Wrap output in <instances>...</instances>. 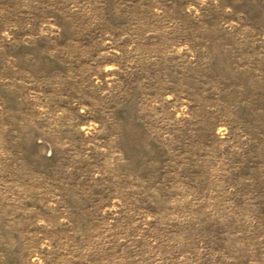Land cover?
<instances>
[{
    "label": "rangeland",
    "instance_id": "1",
    "mask_svg": "<svg viewBox=\"0 0 264 264\" xmlns=\"http://www.w3.org/2000/svg\"><path fill=\"white\" fill-rule=\"evenodd\" d=\"M0 264H264V0H0Z\"/></svg>",
    "mask_w": 264,
    "mask_h": 264
}]
</instances>
